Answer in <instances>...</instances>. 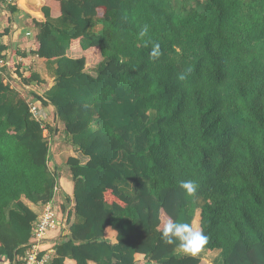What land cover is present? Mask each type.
I'll use <instances>...</instances> for the list:
<instances>
[{
    "label": "trees",
    "instance_id": "16d2710c",
    "mask_svg": "<svg viewBox=\"0 0 264 264\" xmlns=\"http://www.w3.org/2000/svg\"><path fill=\"white\" fill-rule=\"evenodd\" d=\"M42 12L30 55L52 85L36 71L21 84L41 95L12 83L10 59L0 73V261L20 264L32 241L38 215L23 199L42 207L58 187L32 101L54 108L48 134L87 158L66 159L68 234L48 264H200L160 238L197 208L213 264H264V0H46ZM181 180L197 182L194 197Z\"/></svg>",
    "mask_w": 264,
    "mask_h": 264
},
{
    "label": "crops",
    "instance_id": "0c3cea01",
    "mask_svg": "<svg viewBox=\"0 0 264 264\" xmlns=\"http://www.w3.org/2000/svg\"><path fill=\"white\" fill-rule=\"evenodd\" d=\"M21 1L22 0H18L17 3L14 5L16 11L11 12L9 10V6L6 5L2 0H0V31H1L0 35L3 46L5 47L4 58L12 60V66L9 68V72H10L9 78L12 83L18 81L21 84L23 77L28 76L29 72L31 71H36L40 75V77L43 80H45L46 85L44 87L45 89H47L49 86L52 85L53 80L47 71L46 61L44 59H39L30 55V52L36 48L34 32L30 27V22L33 18L39 20H42L43 18L37 17L31 14L30 12H28L23 6H21ZM28 1L38 3L44 6L46 0H28ZM67 55L71 58H79L81 56V49L79 47L78 42H75L71 45L69 51L67 52ZM18 74H22V76ZM26 87L29 90L35 91L39 95L42 94V91L41 89L39 90V88L31 87V86L29 87L26 86ZM38 103L39 102H37V104ZM48 110L53 111L54 114V108L52 106L43 107L42 112L47 116ZM58 126L60 127L59 124ZM63 137L64 136L61 135H57V136L55 135V138H53L54 149L52 156V164L54 161V163L57 165L58 159L61 158L62 156H67V157L72 156L78 158L77 156L78 152L74 151L72 148H69L70 145L68 146L66 144L67 140L64 139V142H62ZM82 160L86 162L87 158H84ZM59 179L60 176H58V185H59L58 192L61 191V203H60V208H61L62 204L65 203V197L72 198V196L64 192L63 188H61L62 186L60 185ZM23 202L37 215L41 212L42 208L40 204L33 205L32 203L28 202L25 199H23ZM61 212L63 215L62 220L58 223L56 222V227L47 233L46 238L44 239L43 242V248L46 250H51L52 252H53L52 247L56 243L63 240L64 237L68 234V228L65 225L66 212H63L62 210ZM109 238L112 242H114L113 232L109 235ZM51 257H53V253L51 254ZM142 258L143 257L141 255L136 256L137 260H141ZM0 264H7V263L0 261ZM65 264H76V263L72 260L67 259L65 260Z\"/></svg>",
    "mask_w": 264,
    "mask_h": 264
},
{
    "label": "clouds",
    "instance_id": "9594fccd",
    "mask_svg": "<svg viewBox=\"0 0 264 264\" xmlns=\"http://www.w3.org/2000/svg\"><path fill=\"white\" fill-rule=\"evenodd\" d=\"M149 26L144 25L139 32L140 37L148 34ZM162 55L159 43H154L151 47L149 56L152 60H157ZM191 69L188 70V73ZM188 73H180L177 79L181 82L187 80ZM179 189L187 197H194L198 184L194 180H181L178 182ZM165 245H175L176 248L184 255L197 257L204 251L209 242L208 235L202 228L194 226L192 223L174 220L168 217L163 223L160 236Z\"/></svg>",
    "mask_w": 264,
    "mask_h": 264
},
{
    "label": "built area",
    "instance_id": "2783aa9c",
    "mask_svg": "<svg viewBox=\"0 0 264 264\" xmlns=\"http://www.w3.org/2000/svg\"><path fill=\"white\" fill-rule=\"evenodd\" d=\"M8 6H14L18 0H2ZM1 34V31H0ZM28 35V34H27ZM3 43L0 38V73H3L4 67H7L9 59H5L4 51L2 50ZM7 78H9L10 72L7 67ZM14 83H19L15 81ZM23 89H27V87L23 86ZM29 110L32 114L33 118L36 120H46V115L39 108L37 102H29ZM44 126V124H43ZM44 135L48 139L50 154L52 152V142L53 138L49 136L46 127L44 126ZM58 182V180H57ZM58 188V187H57ZM57 188H55V193ZM53 201L48 204L42 205L41 212L38 214L37 222L34 225L32 231V241L27 245V249L25 251L24 256L22 257L20 264H48L51 259V254L53 253L51 250H46L43 248V242L46 238L47 233L56 227V216L57 211L53 207Z\"/></svg>",
    "mask_w": 264,
    "mask_h": 264
},
{
    "label": "rangeland",
    "instance_id": "374dc122",
    "mask_svg": "<svg viewBox=\"0 0 264 264\" xmlns=\"http://www.w3.org/2000/svg\"><path fill=\"white\" fill-rule=\"evenodd\" d=\"M94 68H95L94 65H92L91 67L88 66L87 70H88V72L93 74ZM46 119H47V121H49V124H47V126H46V128H48V133H49L51 128L56 127L58 125V122L55 120L53 111H49V110L47 111ZM47 121H46V123H47ZM60 134H63V133L61 132ZM62 142H64V137L62 138ZM66 144L69 146L68 142ZM52 146H53V142H52ZM69 148H71V147L69 146ZM53 149H54V146L52 147L51 156H53ZM77 156H78L79 160L81 161V163H85L82 160L85 157H83L80 153H77ZM66 159H67V156H62L61 158H59L56 167L58 168L57 171H58V174L60 176L59 180H60V185L62 186L61 188H63L64 192L68 193V195L72 196V194H73V182H72V178H71L69 168L66 165ZM70 187H71V189H70ZM58 191H59V185H58V188L56 190V193ZM56 193L54 196L53 207L55 208V210L57 209L56 222L58 223L62 220L63 215H62L61 208H60L61 191L58 192L57 194ZM198 204H201L200 200H198ZM193 225L200 227V208L196 209ZM218 253H219L218 251H208V250L201 252V254L198 255L201 258L200 264H213L215 258L218 256Z\"/></svg>",
    "mask_w": 264,
    "mask_h": 264
},
{
    "label": "water",
    "instance_id": "95a60500",
    "mask_svg": "<svg viewBox=\"0 0 264 264\" xmlns=\"http://www.w3.org/2000/svg\"><path fill=\"white\" fill-rule=\"evenodd\" d=\"M21 6H23L28 12L31 14L43 18L44 14L42 12L43 5H40L38 3L30 2L28 0H22Z\"/></svg>",
    "mask_w": 264,
    "mask_h": 264
}]
</instances>
